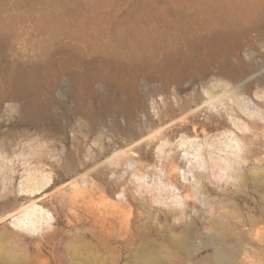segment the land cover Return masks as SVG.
Listing matches in <instances>:
<instances>
[{
    "label": "rangeland",
    "instance_id": "obj_1",
    "mask_svg": "<svg viewBox=\"0 0 264 264\" xmlns=\"http://www.w3.org/2000/svg\"><path fill=\"white\" fill-rule=\"evenodd\" d=\"M229 130L237 176L183 178L182 137L209 149ZM0 152V209L28 198L25 166L54 177L32 196L51 223L0 221V264H264V0H0Z\"/></svg>",
    "mask_w": 264,
    "mask_h": 264
},
{
    "label": "bare ground",
    "instance_id": "obj_2",
    "mask_svg": "<svg viewBox=\"0 0 264 264\" xmlns=\"http://www.w3.org/2000/svg\"><path fill=\"white\" fill-rule=\"evenodd\" d=\"M249 103L244 104V108ZM253 105H247L246 113L251 115L254 112H257L258 115L262 117V114L257 108ZM231 122L234 126L239 129L243 130L246 129V122L243 120L232 118ZM198 136H195L197 138ZM224 139H221L218 142H209L205 141V146L209 147V149H205L203 143H200L196 139H190L188 136L182 137L180 141L181 145H185L184 155L190 161V165L187 166L186 169L182 170L183 178H185V171L189 173L192 170V167L195 168H206L212 172V175L216 177H234L237 176L235 164L239 163L244 159L243 155L240 154L241 145L239 142V138L237 134L233 131L229 130L224 136ZM164 142L160 144L158 148V153L160 154L163 151ZM141 146H137L135 151H132L133 154L139 151ZM124 153L127 157L131 158L130 156L132 153L128 152L127 150L118 151L114 153L108 160L110 162H114V160ZM161 156V154L159 155ZM11 160V159H10ZM6 155L0 152V194L3 195L4 192L10 188L8 184L12 182L13 176L10 171L9 161ZM209 161L211 162L209 164ZM200 175V174H199ZM145 176L148 175H141L143 177V181L149 183L147 180L144 179ZM154 179V182L151 183L152 188H157L158 196L162 198L161 191L167 190L169 192H173L174 184L168 181H164L161 179V176H158L157 180ZM93 180V179H92ZM159 180V181H158ZM54 184V177L51 174L50 170H46L44 167H36L27 165L23 169V173L21 174V179L18 182L17 191L21 193H25L28 195V198H24V203H18V205L12 206H3L0 209V221H3L9 217H12V223L15 226L22 227L27 231H35L38 229L39 225L42 223H51L54 219L53 214L46 209L45 207L36 203L34 196L37 192L42 190L46 186H52ZM99 183L95 180L89 184V179L83 180V187L85 188L86 193L81 201L86 205L89 206L93 202L91 199V195H88L92 190H95L98 187ZM79 184L76 181L72 182V187L75 190H79ZM118 197L121 196L122 191L117 192ZM0 195V197H2ZM6 196V194H5ZM181 196V195H180ZM173 200L178 204L181 205V198L179 195L172 196ZM116 201V200H114ZM215 231V230H214ZM216 234L219 235L218 231H215ZM3 231L0 230V244L2 245L7 240L3 241ZM191 235L187 232L182 235L183 245L189 247L190 245ZM231 252V248L221 247L220 245H215L212 249L211 257L216 262L225 261L228 255ZM223 263V262H222Z\"/></svg>",
    "mask_w": 264,
    "mask_h": 264
}]
</instances>
